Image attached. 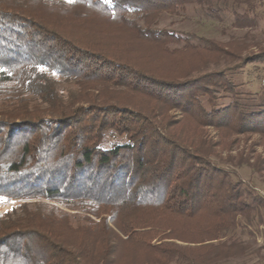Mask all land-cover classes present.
Masks as SVG:
<instances>
[{
	"label": "trees",
	"instance_id": "obj_1",
	"mask_svg": "<svg viewBox=\"0 0 264 264\" xmlns=\"http://www.w3.org/2000/svg\"><path fill=\"white\" fill-rule=\"evenodd\" d=\"M189 5L229 9L0 0V199L25 202L0 215V264H220L244 251L225 238L238 217L264 223V200L212 158L230 137L264 139V97L245 105L227 71L201 70L264 52L156 27ZM110 134L125 143L104 148Z\"/></svg>",
	"mask_w": 264,
	"mask_h": 264
},
{
	"label": "rangeland",
	"instance_id": "obj_2",
	"mask_svg": "<svg viewBox=\"0 0 264 264\" xmlns=\"http://www.w3.org/2000/svg\"><path fill=\"white\" fill-rule=\"evenodd\" d=\"M226 5L229 8L227 12L217 13L219 7H216L213 9L214 14L205 12L202 6L189 5L177 14H163L156 27L180 35L214 40L223 45L231 44L236 50L239 49L241 57L264 52V0H226ZM242 17H246L248 21ZM191 41L196 43L194 39ZM237 64V60L222 59L217 64H207L201 72L227 71L230 79L241 91L240 97L245 105L260 103L264 97V62H253L240 69L234 68ZM75 88L74 85L63 82L59 86L63 95L66 90ZM225 103H229V100ZM209 133L214 140H218V134L214 130H209ZM123 143L125 140L122 137L110 134L103 147L108 149L114 144ZM212 161L228 170L233 178L236 175L246 187L264 200L263 138L254 135L230 137L216 148ZM23 203L25 202L0 199V215L9 213L12 208ZM63 211L72 221L79 214L73 210ZM260 215L264 216L262 211ZM253 219L251 224H247L243 218H237V227L225 239L233 237L243 245L244 251L220 264H264V223L258 222L256 213Z\"/></svg>",
	"mask_w": 264,
	"mask_h": 264
},
{
	"label": "snow or ice",
	"instance_id": "obj_3",
	"mask_svg": "<svg viewBox=\"0 0 264 264\" xmlns=\"http://www.w3.org/2000/svg\"><path fill=\"white\" fill-rule=\"evenodd\" d=\"M69 3H73L74 0H68ZM105 3H112V0H104ZM6 69L0 68V72H4Z\"/></svg>",
	"mask_w": 264,
	"mask_h": 264
}]
</instances>
